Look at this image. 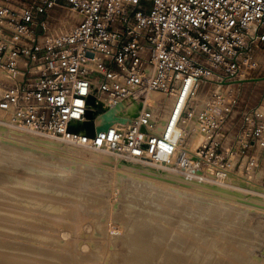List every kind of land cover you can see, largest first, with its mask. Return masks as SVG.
<instances>
[{"label": "built area", "instance_id": "obj_1", "mask_svg": "<svg viewBox=\"0 0 264 264\" xmlns=\"http://www.w3.org/2000/svg\"><path fill=\"white\" fill-rule=\"evenodd\" d=\"M259 48L264 0H0V111L31 133L223 181L235 156L264 151L260 113L239 105ZM110 111L119 119L97 131ZM193 117L206 139L191 152Z\"/></svg>", "mask_w": 264, "mask_h": 264}, {"label": "rangeland", "instance_id": "obj_2", "mask_svg": "<svg viewBox=\"0 0 264 264\" xmlns=\"http://www.w3.org/2000/svg\"><path fill=\"white\" fill-rule=\"evenodd\" d=\"M255 59L258 62V67L256 70L251 72V75L249 78H264V48L262 49L259 48L256 51ZM206 95H207L206 92H202L199 97L201 99H205ZM239 105L242 108L254 107L255 110H257V112L260 113V120L263 121L264 123V111H263L264 110V79L258 80L255 82L248 81L244 83L243 86L240 87ZM1 114L3 113L0 112V115ZM6 122H7V119H6ZM188 130L190 131V129ZM18 131H21V130H18ZM21 133H24V134L28 133V134L36 135V137L38 138L17 140L12 136L10 138L11 134H8L6 132L3 134H0L1 136L0 137V153H3V151H5V147L7 145L9 146L12 145L11 147L7 146L11 149L12 147H17V148H14V150L16 149V151L25 150V153L14 151L12 152L13 155L11 154L12 157H15L14 159L16 160L21 159L19 160L20 162L9 159V161L7 160L6 163L3 164L2 168L0 167V169L9 170L10 172H8V174H10L13 171V168L11 166L15 164L13 166L15 170L17 166L20 165L19 166L20 169L18 168L16 169L18 173L13 171L14 175L12 173L10 177V179H13L14 177H16L17 179L15 180L14 178V180H9L10 182L13 181L12 183H10L9 181L6 182V185H8L7 187H9V189L7 187H5L4 189L3 187H1L2 189L0 191L2 192H0V199H2V201L0 202H3V201L4 202L2 205L0 204V206H2L0 207V212L1 210H4L6 207L9 208L8 207L9 204L7 203H10V205H13L14 202L12 201L13 203H11L12 197L11 198L9 197L12 194L15 195L14 197L16 198L20 196V198L18 199L15 198L14 201L15 203H19L17 201H20L19 199H21L20 204H18L19 206L21 205L20 207L21 209H24L22 207L31 209L30 206H32V204H35L36 201L30 202L29 197L20 195V191L22 192L24 190L25 192H27L26 190L29 191L30 188H33V187H30V184L32 183L31 180H36V182H33V184L35 183L34 185L37 188V189H34L35 191L39 190L38 192H41V193L42 191H44L43 194L52 193L51 196H53L54 198H59L58 196L62 197L63 199L59 198L61 201H63V203L61 204L64 205V209H62L64 211H62L61 213L59 212L60 210H58L61 206L54 205L55 202H52V201L48 203L42 202L46 206H44L41 203H38L41 201H37L35 206L43 205L41 206V208L39 206L37 207L40 209L42 208L44 209L40 212L42 213V216L49 215V214H50L49 215L50 218L54 216L52 220H54L56 224V225L54 224L53 226L55 230L44 229L43 231L45 234L46 233L48 234L51 232V234H54V236L58 235L57 237H54V239H56L55 241L57 242L53 241L54 243L53 242L49 243V247L53 248L55 246V248H53V249H56L55 251L58 250L61 253L62 252H64V254L66 253L67 255L65 254V257H64V260L67 261L66 264L70 262L76 263V264H109V263L110 264H125L126 262H127L126 264H141L140 262H136V261L131 262L130 260H128L129 256L133 254L132 251H134L133 244L131 242L132 237L131 236L129 237L128 235H132V233L134 234L136 232L135 230L131 228L132 226L129 227V224L137 226V224L135 225V222L132 224L133 221H130V220L131 219L132 220L135 219V221H137L138 219L140 220L141 218L140 216L142 214H143L142 216H148L149 219H152L150 221H147V224L148 222L151 223V221L153 223H156V225L158 223L157 226L162 224L161 231L163 230V232H160V230L156 228H161V226L155 227L156 225L153 223H151L154 225L153 229H156V231L153 230L154 232L149 231V228L152 227L151 224L146 226L148 228V232L152 234V235L151 234L149 235V233L147 232V234L150 237L146 236V238H144L145 240L148 241L147 243H149V240L151 243V245L149 244L150 247L148 251L152 253L148 252L149 258L147 259V261L149 260V262H147V264L148 263L156 264V262H158L157 264H163V263L165 264L168 260L167 255L171 252L174 254V252L176 253L177 251H180L177 248V247H180V245L182 246L179 249H181V251L185 255L186 254L189 255V256L187 255L186 256L189 259L192 258L190 259V261L192 260L193 262L191 261V263H189L190 262L189 259H186V262H185L184 257L186 258V256H183L182 258L183 253L179 254V252H177L176 257H175L176 260L174 259V264H177V263L178 264H193V263L200 264V262L202 264V262L207 261V259L204 258L205 253H203L204 260L201 259V256H202L201 254L199 256L200 258L198 257V254L195 256L194 254H196L200 246H198L197 248L198 250H196V247L194 246H197V243H199L198 245H201V247L202 246L204 247L206 245L204 243H207V246H208L210 245L209 240L211 241V238H212V241L210 243L213 244V242L216 241V243L213 244L215 247L210 246L211 248H213V251L216 249L215 250L216 253H213L214 255L212 254V258L211 257L209 258L211 260H214L213 258H215L216 260L219 259L218 260L219 264H226V262L229 264V261H226L227 259L230 260L231 264L233 262L236 264H264V151L260 147L254 146L252 149L249 150V152H246L242 156L240 157L235 156L236 159H234L233 161V173L234 174L231 173L230 175L231 178H227L225 183H221V182H214V181L201 179L200 177L196 178L194 176H184V175H180L173 171H168V170L157 169L158 170L157 171L156 168L154 169L153 167L151 168L148 167L150 165H147L145 167L142 166L143 169L144 168L146 169L144 170L146 171L144 174L142 172L138 173V172H133L131 170L130 171L127 170L128 171L127 172L126 169L122 168L121 163H131V162L119 160L115 158L114 156L113 157L107 156L101 165H98V164L87 165L86 164L87 161L85 159L87 160L88 158L93 159L92 156H90L91 150L89 149L87 150L85 148L70 144V145L80 148L83 151V153H80L81 151L77 149H74L73 151L71 150L67 151L66 144H69V143L63 142L66 144L62 145L63 143L59 140L53 139L48 136L36 134L34 132L31 133V131L22 130ZM48 138L57 141L56 143L58 147L56 145L54 146L49 145L47 142H45V139H48ZM200 142L201 141H199V143L197 142L196 145H193V146L191 145V142H190L189 148L195 150L197 146L200 144ZM52 147L54 148V150ZM21 148L24 150H22ZM66 151L68 154H65ZM94 151H98V150H94ZM103 153H106V152H103ZM31 154H33L32 157H31ZM64 154L70 157L69 161H71V163L70 162L64 163L63 161H61L62 155ZM107 154H110V153H106V155ZM57 155H60V156L58 157ZM108 158H110V160ZM48 161L50 163H48ZM4 165H6V167ZM7 165H10V166H7ZM62 165L63 167H61ZM143 165H146V164H143ZM23 169L26 171V173L23 171ZM58 170H61V171H58ZM151 171L157 172L160 176L155 177L154 175H152V173L150 175L149 172ZM15 173L17 175H20L19 173H21V176H23L21 177L22 180L19 179L20 176L19 177L16 176ZM24 173L25 174L29 173L28 174L29 176L27 175L25 176ZM34 173L37 175H35ZM28 177L29 178L31 177L30 181ZM19 180H21L20 181L21 183L19 182ZM40 183L41 184L44 183L45 185L43 184L40 187ZM38 186L40 188H38ZM6 189L7 191H5ZM31 191L33 192V190H30V192ZM17 193L19 195L18 197L16 196ZM5 194L7 196H4ZM48 199L49 198H47V201ZM96 199L99 201H97ZM8 200H10V202H8ZM28 200L30 203L28 202ZM49 200H53V199L50 198ZM22 201H25V202H22ZM5 203L7 204L6 207L4 205ZM23 203L26 205L24 206ZM52 204L54 205V207ZM66 205L68 206L67 208H66ZM218 209L221 212L220 211L216 212V210ZM134 210L135 211L140 210V212H137L138 215L139 214L140 215L137 216V213L134 214ZM153 210L156 216L154 215ZM8 211L9 210L7 209V212L5 210L2 212L6 214L10 213L9 215H12V216L14 215L12 211L11 212H8ZM141 211L143 212L142 214H141ZM144 211L146 215L144 214ZM128 212L129 213L132 212V214H134L133 216H137V217L134 218L132 214L130 216ZM148 212L150 213L147 214ZM100 214H102L103 216ZM123 214L127 216H124ZM76 215H78L79 217L81 216L82 217L79 218L78 216L76 217ZM128 215L131 218L130 220L127 219ZM93 216L95 219L93 218ZM155 218L156 220L158 219L159 221L157 222L154 221ZM149 219L147 218V220ZM2 220H0V223ZM63 220H65L66 222H64ZM128 220L130 221L129 224H127L129 222ZM16 221H19V220L13 221L12 227L8 224L3 223L5 225L4 226L1 223L0 228H2L3 226L6 227V229L3 227L5 229L6 234L8 232L7 230L9 229V232H8L9 234L7 235L10 236V233H11V237H10L11 239H14L12 238V235L16 234L14 235L15 240H19V241L21 240L24 243H29V242L34 243L35 241H31V240L28 241L27 239L22 240V237H20V232H19L21 228H18L20 227L19 226L20 222L17 223ZM126 221H127L126 224L128 227H126V225L124 226V223ZM14 222L19 224L18 227H16L17 224L15 226ZM160 222L161 224H159ZM101 223H103L104 225ZM41 226L42 224L40 225V227ZM7 227H10L12 229L10 230V228H7ZM13 228L15 229L13 230ZM123 228H125L127 232H124L126 230ZM182 228L183 230H181ZM185 228L187 230L189 229V232H192L193 234L196 232L197 233L195 235L190 233L193 236H191L190 234L187 235L189 232H186ZM195 228H197L198 231H196ZM4 229H0V234L3 233ZM150 230L152 229L150 228ZM194 230L196 232H194ZM55 232L57 235H55ZM177 232L180 234L178 235ZM126 233H130V234L127 235ZM174 233L178 235V238L176 236L175 241H173L175 236L172 235ZM6 234L3 233L2 235L3 237L8 238L9 236L7 237ZM156 234L159 236H155ZM124 235L125 237L129 239L127 240V238H125ZM180 235H182V237L183 235L185 237L191 236L190 238H192L193 241L192 239L188 240V238H187L188 241L186 240V238L182 240L179 237ZM172 236H174V238ZM49 237H47L49 240L46 238L48 242L52 239V237L50 238ZM157 237L159 238V241H157L158 239ZM202 238H205L203 240H205L206 242L203 243ZM152 239L153 241L154 240L155 241L153 242ZM160 240H164V241H161L160 243ZM217 240L219 241L220 244L217 243L218 242ZM170 241L171 242L173 241L172 246L177 243V245H175L176 249L172 248ZM183 241H184V244L188 246H190V244H193L194 246L192 245L190 247L191 249L193 247L192 250H194L195 248L196 251L194 250L192 252L190 247L182 244ZM224 241L226 243H224ZM180 242L181 244H178ZM187 242L189 244H187ZM127 243L128 245H126ZM218 244H219V247H218ZM128 246L131 250L128 249ZM185 246L189 248L187 249V251L185 250L186 253L183 249L185 248ZM170 247L171 249H169ZM226 248L227 250H225ZM172 249L176 251H173ZM127 250L129 251V253ZM136 251H134V254ZM158 252H159V255H158ZM188 252L191 253V257H190V253ZM74 253L76 256L73 258ZM155 253L156 255L154 256L153 254ZM192 253L195 257L200 259V262H198L199 259L197 260V258L195 261L193 260L195 257L192 255ZM223 253L225 254V257ZM238 253H241V254H238ZM230 255H233V257H236L237 255L238 256L237 258H234V259L232 258L231 260ZM239 255H242L243 259ZM159 256L163 258H160ZM125 258H127V260H125ZM161 259H162V262H161ZM205 263L206 262H204L203 264Z\"/></svg>", "mask_w": 264, "mask_h": 264}, {"label": "bare ground", "instance_id": "obj_3", "mask_svg": "<svg viewBox=\"0 0 264 264\" xmlns=\"http://www.w3.org/2000/svg\"><path fill=\"white\" fill-rule=\"evenodd\" d=\"M161 94H159V93H152V94H150V96H149V101L150 102H153V103H155L156 105H157V107H160V103H159V100H160V98H161ZM197 101H196V105H195V109L197 110V109H199V107L201 106V104L205 101V99H201L200 97H198L197 99H196ZM99 105H100V103H99ZM135 105V104H134ZM134 105L133 104H131V102H126L125 104H124V106H126L128 109H131V110H133V111H136V108L134 107ZM171 105V102H170V104H169V106ZM136 106V105H135ZM264 111V110H263ZM1 112V111H0ZM6 114H1L0 115V134H3V133H8V134H11L10 135V138H11V136L12 137H14L15 139H32V138H38V137H36V135H32V134H28V133H21L22 132V130L23 129H20V128H18V127H14V126H12V125H8V123L6 122V116H5ZM7 123V124H6ZM21 130V131H18V130ZM187 129H190V131L192 132L193 131V133H192V135H191V139H190V141H188V143L186 144V147L191 151V152H194L195 150H193V149H191V148H189V143L191 142V145L193 146V145H196V143L198 142L199 143V141H201L200 142V144H203L204 143V141H205V139H206V137H205V134H204V132H203V130L201 129V127H199L198 125H197V121H196V117H193L190 121H189V123H188V126H187ZM24 132V131H23ZM1 137V136H0ZM13 139V138H12ZM42 140H44V139H42ZM12 141V140H11ZM15 141V140H14ZM23 142V141H22ZM28 142V141H27ZM26 142V143H27ZM45 142H47L49 145H56L57 146V141H55V140H52V139H45ZM63 143V142H62ZM64 144H66V143H63L62 145H64ZM199 144V145H200ZM198 145V146H199ZM7 146H9V145H7ZM5 147V151H3V153H0V154H2V155H0V167L2 168V166H3V164L4 163H6V161L8 160L9 161V159L10 160H16V159H14L15 157H12V152H24L25 153V150L24 149H22V150H24V151H16V149L14 150V148H17V147H12V149L11 148H9V147H11V146H9V147ZM66 148H67V151H69V150H71V151H73L74 149H77V150H79V151H81L80 153H83V151L80 149V148H78V147H75V146H73V145H70V144H66ZM197 146V147H198ZM49 147V146H48ZM58 147V146H57ZM53 148V147H52ZM64 148V147H63ZM51 149V148H50ZM62 149V148H61ZM53 150H54V148H53ZM63 150V149H62ZM67 151H66V153L65 154H68L67 153ZM63 152V151H62ZM65 152V151H64ZM91 152V155L90 156H92V158L93 159H89L88 158V160L87 159H85L87 162H86V164L87 165H89V164H93V165H96V164H98V165H101L102 164V162L104 161V159L107 157V156H112L113 157V155H110V154H107L106 155V153H103V152H101V151H94V150H91L90 151ZM30 153V152H29ZM28 153V154H29ZM12 154V155H11ZM60 154V153H59ZM62 155V159H61V161H63L64 163L65 162H70L71 163V161H69V159H70V157L69 156H67V155ZM77 154V153H76ZM16 155V154H15ZM14 155V156H15ZM18 155V154H17ZM22 155V154H21ZM20 155V156H21ZM61 155V154H60ZM60 155H57L58 157L60 156ZM84 155V154H83ZM20 156H18V157H20ZM33 156V154H31V157ZM85 156V155H84ZM105 156V157H104ZM17 157V156H16ZM22 157V156H21ZM69 157V158H68ZM73 157V156H72ZM61 158V157H60ZM68 158V159H67ZM78 158V157H77ZM80 158V157H79ZM18 159V158H17ZM75 159V158H74ZM109 160H110V158H108ZM113 159V158H112ZM19 160H21V159H19ZM19 160H16L17 162H20ZM37 160V159H36ZM51 160V159H50ZM81 160V159H80ZM84 160V161H85ZM15 161V162H16ZM47 161V160H46ZM77 161V160H76ZM39 162V161H38ZM45 162V161H44ZM62 162V163H63ZM109 162V161H108ZM46 163V162H45ZM48 163H50L49 161H48ZM23 164V163H22ZM61 164V163H60ZM85 164V163H84ZM85 164V165H86ZM12 165H13V163H12ZM15 165V164H14ZM13 165V166H14ZM29 165V164H28ZM35 165V164H34ZM86 165V166H87ZM121 165H122V168H124V169H126V171L127 170H131V171H133V172H142L143 174L146 172V171H144V170H146L145 168L143 169V167L142 166H147V165H143V164H140V163H121ZM5 167H6V165H4ZM7 166H10V165H7ZM13 166H11L12 168H13V171L14 172H17V168L18 169H20L19 168V166H17V168L14 170V167ZM46 166V165H45ZM48 166H50V165H48ZM67 166V165H66ZM82 166V165H81ZM10 167V168H11ZM32 167V166H31ZM57 167V166H56ZM61 167H63V165L61 166ZM72 167V166H71ZM148 167H152V166H148ZM4 168V167H3ZM8 168V167H7ZM68 168V167H67ZM85 168V167H84ZM154 168V167H153ZM22 169V168H21ZM30 169V168H29ZM123 169V170H124ZM155 169V168H154ZM32 170V169H31ZM141 170H143V171H141ZM157 170V169H156ZM13 171L10 173V174H8V172H10L9 170H4V169H0V190L2 189L1 187H3V189L5 188V187H7L8 185H6V182L7 181H9V180H14V178H15V180L17 179L16 177H14V176H12V177H14L13 179H10V177H11V175H12V173H13ZM23 171L26 173V171L23 169ZM58 171H61V170H58ZM66 171V170H65ZM73 171V170H72ZM125 171V172H126ZM158 171V170H157ZM168 171H173V172H175V173H177V174H180V175H184V176H190V175H187V174H184V173H180V172H178V171H174V169H169ZM20 172H22V171H20ZM28 172V171H27ZM128 172V171H127ZM18 173V172H17ZM24 173V174H25ZM51 173V172H50ZM151 173H152V175H154L155 177L157 176H160L157 172H155V171H151V172H149V174L151 175ZM20 175H17L16 173H15V175L16 176H20V178L19 179H21V177H23V176H21V173H19ZM29 173H27V174H25V176L27 175V176H29L28 175ZM35 174V173H34ZM232 174H234V173H232ZM13 175H14V173H13ZM35 175H37V174H35ZM47 175V174H46ZM66 175V174H65ZM48 176V175H47ZM55 176V175H54ZM73 176V175H72ZM149 176V175H148ZM37 177H39V176H37ZM49 177V176H48ZM150 177V176H149ZM194 177H196V178H201V179H205V180H209V181H214V182H221V183H225L226 182V180H227V178L225 179V180H223V181H219V180H216V179H213V178H211V177H206V176H203V175H200V176H194ZM160 178V177H159ZM229 178H231L230 176H229ZM25 179H27V178H25ZM28 179H29V181L31 180V177L29 178L28 177ZM40 179V178H39ZM22 180V179H21ZM21 180H19V182L21 181ZM75 180V179H74ZM152 180V179H151ZM231 180V179H230ZM28 181V180H27ZM26 181V182H27ZM32 181V183L30 184V187H33V188H30L29 189V191L28 190H26V188H25V190L27 191V192H25L24 190L21 192L20 191V195L22 196H25V197H29V199H30V202L32 201V202H34V201H36L35 202V204L37 203V201H41V202H38V203H41V204H43L42 202H45V203H48V202H50V201H52V202H55L54 203V205H60L59 207V209L58 210H60L59 212L61 213L62 211H64V210H62V209H64V205L63 204H61V203H63V201H61L60 199L62 198V197H60V196H58L59 198H54L53 196H51L52 195V193L51 194H43V192L44 191H42V193L41 192H38V191H35L34 189H37L36 188V186L33 184V182H36V180H31ZM41 181H42V179H41ZM10 182V181H9ZM13 181H11L10 183H12ZM16 182V181H15ZM19 182H17V183H19ZM23 182V181H22ZM25 182V183H26ZM37 182H39V181H37ZM44 182V181H43ZM53 182V181H52ZM92 182V181H91ZM21 183V182H20ZM54 183V182H53ZM8 184V183H7ZM28 184V185H29ZM44 184V183H43ZM43 184H41L40 183V187H41V185H43ZM14 185V184H13ZM36 185H37V183H36ZM45 185V184H44ZM47 185V184H46ZM48 185H50V184H48ZM59 185H61V184H59ZM139 185V184H138ZM10 186V185H9ZM16 187V186H15ZM14 187V188H15ZM26 187V186H25ZM35 187V188H34ZM39 186H38V188H40ZM45 187V186H44ZM8 189H9V187H7ZM17 188V187H16ZM21 188V187H20ZM23 188V187H22ZM56 188V187H55ZM62 188V187H61ZM217 188V187H216ZM12 189V188H11ZM28 189V188H27ZM57 189V188H56ZM21 190V189H20ZM30 190H33V192L31 191L30 192ZM48 190V189H47ZM62 190V189H61ZM224 190V189H223ZM4 191V190H3ZM5 191H7V189L5 190ZM12 191V190H11ZM14 191H16V190H14ZM143 191V190H142ZM222 191V190H221ZM0 192H2V191H0ZM9 192V191H8ZM73 192V191H72ZM93 193H94V191H93ZM100 193V192H99ZM3 194V193H2ZM7 194V193H6ZM4 195V196H7V195ZM56 194V193H55ZM98 194V193H97ZM9 195V194H8ZM13 195V194H12ZM10 195L9 197L12 199L11 200V203H13V205H10V203H7V204H9L8 205V207L9 208H7L6 206H7V204L5 203L4 205H5V211L7 212V209L9 210L8 212H11L12 211V213H14V215L12 216V215H9L10 213H3L2 211H4V210H1V212L3 213H1L0 212V220H2L1 221V223H2V225H4L3 223H5V224H8V225H10L11 227H12V223H13V221H15V220H19V221H16L17 223H19V224H17V223H15V226H16V224H17V226L16 227H18V225L20 226V227H18V228H21L20 229V237H22V240L23 239H27L28 241L29 240H31V241H35L34 243L32 242V243H24V242H22L21 240L19 241V240H15V236L14 235H16V234H14V235H12V238H14V239H11L10 237H11V233H10V236L9 235H7V234H9L8 232H9V229L7 230L8 232H7V234L5 233V229H6V227H2V228H0V229H4V231H3V233L4 234H6V236L8 237V238H5V237H3V233H1L0 235L2 236H0V264H66V262L67 261H65L64 260V257H65V254H64V252H60V251H55L56 249H53V248H55V246L53 247V248H51V247H49V243H51V242H53V241H55L56 239H54V237H57L58 235L56 234V232H55V235H57V236H54V234H51V232L50 233H44V229H51V230H55L54 229V224H55V222H54V220H52L53 218H54V216L53 217H51L50 218V214L49 215H45V216H42V213H40L42 210H44L43 208L42 209H40L41 208V206H46L45 204H43V205H38L40 208H37L38 206L36 205L35 206V204H32V206H33V208H32V206H30V208L31 209H28V208H26V207H22V208H24V209H21L20 207H21V205L19 206L18 204H20V202H21V199H19L20 201H17V202H19V203H15V201H14V199L16 198V197H14L15 195ZM76 195H77V193H76ZM17 197L19 196L18 195V193H17V195H16ZM1 197H2V195H1ZM95 197V196H94ZM97 197V196H96ZM141 197V196H140ZM144 197V196H143ZM8 198V197H7ZM18 198H20V196L18 197ZM18 198H16V199H18ZM47 198H52L53 200H49L48 199V201H47ZM145 198V197H144ZM9 199V198H8ZM23 199V198H22ZM55 199V200H54ZM63 199V198H62ZM100 199V198H99ZM73 200H74V198H73ZM80 200H82V199H80ZM97 200V199H96ZM0 201H2V199H0ZM13 201V202H12ZM68 201H69V199H68ZM97 201H99V200H97ZM96 201V202H97ZM102 201V200H101ZM100 201V202H101ZM4 202V201H3ZM3 202H0V204L2 205L3 204ZM8 202H10V200H8ZM22 202H25V201H22ZM28 202H29V200H28ZM29 202V203H30ZM51 202V203H52ZM58 202V203H57ZM80 202V201H79ZM68 203V202H67ZM71 203V202H70ZM78 203V202H77ZM82 203V202H81ZM24 204V203H23ZM86 204V203H85ZM26 204H24V206H25ZM53 205V204H52ZM52 205H50V206H52ZM54 205H53V207H54ZM48 206V205H47ZM75 206V205H74ZM80 206V205H79ZM82 206V205H81ZM216 206V205H215ZM214 206V207H215ZM0 207H2V206H0ZM12 207V208H11ZM52 207V208H53ZM68 206L66 205V208H67ZM77 207V206H76ZM92 208V207H91ZM217 208V207H216ZM2 209V208H1ZM26 209V210H25ZM57 209V208H56ZM144 209V208H143ZM158 209V208H157ZM221 209V208H220ZM53 210V209H52ZM67 210V209H66ZM93 210H95V209H93ZM93 210H91V211H93ZM47 211V210H46ZM103 211V210H102ZM130 211V210H129ZM217 211H220L219 209L218 210H216V212ZM54 212V211H53ZM137 212H140V210H138V211H135L134 210V214L135 213H137ZM153 212H154V210H153ZM215 212V213H216ZM221 212V211H220ZM219 212V213H220ZM45 213H47V212H45ZM49 213V212H48ZM57 213V212H56ZM55 213V214H56ZM67 213V212H66ZM98 213V212H97ZM129 213V212H128ZM143 212L141 211V214H142ZM150 212H148L147 214H149ZM152 213V212H151ZM159 213V212H158ZM40 214V215H39ZM131 214H132V212L131 213H129V215L131 216ZM134 214H132V216L134 215ZM144 214L146 215V213H145V211H144ZM160 214V213H159ZM158 214V215H159ZM79 215V214H78ZM78 215H76V217L78 216ZM82 215V214H81ZM97 215V214H96ZM100 215H102V214H100ZM124 215V214H123ZM129 215H128V217H127V219H131L130 217H129ZM140 215V214H139ZM138 215V213H137V216H139ZM143 215V214H142ZM140 216L141 218H140V220L138 219L137 221H135V219L134 220H130V221H133L132 222V224L135 222V225L137 224V226H134V225H130L129 223H130V221L127 223V221L124 223V226L126 225V227H128L127 226V224H129V227L130 226H132L131 228L133 229V230H135L134 232V234L132 233V235H128V234H130V233H126L129 237L131 236L132 238V244H133V250L134 251H136L135 252V254H134V251H132V255L131 256H129V259L128 260H130L131 262H140L141 264H147V262H149V260L147 261V259L149 258L148 257V250H149V244L151 245V243H150V240H149V243H147L148 241L147 240H145L144 238H146V236H148V237H150L149 235L151 234L150 232H148V228L146 227L147 225H149V224H151V223H153L152 221H151V223L150 222H148V224H147V221H150V220H152V219H149V217L148 216ZM154 215H155V212H154ZM220 215V214H219ZM52 216V215H51ZM75 216V215H74ZM103 216V215H102ZM124 216H127V215H124ZM137 216H133L134 218H136ZM150 216V215H149ZM156 216V215H155ZM56 217H58V216H56ZM72 217V216H71ZM79 217V216H78ZM82 217V216H81ZM81 217H79V218H81ZM95 217H97V216H95ZM121 217H123V216H121ZM149 219V220H147V218ZM69 218H70V216H69ZM93 218H94V216H93ZM99 218V217H98ZM103 218V217H102ZM157 218V217H156ZM156 218L154 219V221H159L158 219L156 220ZM66 219V218H65ZM74 219H76V218H74ZM92 219V218H91ZM95 219V218H94ZM97 219V218H96ZM59 220V219H58ZM62 220V219H61ZM98 220V219H97ZM121 220V219H120ZM64 222H66L65 220H63ZM75 221V220H74ZM119 221V220H118ZM125 221V220H124ZM123 221V222H124ZM61 222V221H60ZM96 222H98V221H96ZM122 222V221H121ZM1 223H0V225H1ZM127 223V224H126ZM42 224V226L40 227V225ZM101 224H103V223H101ZM153 224H155L156 225V223H153ZM153 224H151L152 225V227H150L152 230H150V228H149V231H153V230H155L156 231V229H158V230H160V232H163V230L161 231V229H162V224H161V222L159 223V224H161V225H159V226H157L158 225V223H157V225L155 226V227H160L161 226V228H156V229H153ZM56 225V224H55ZM100 225V224H99ZM104 225V224H103ZM102 226V225H101ZM118 226V225H117ZM165 226V225H164ZM7 228H10V227H7ZM58 228V227H57ZM100 228V227H99ZM103 228V227H102ZM119 228V227H118ZM166 228V227H165ZM184 228V227H183ZM183 228L181 229V230H183ZM12 228H10V230H11ZM15 228H13V230H14ZM42 229V230H41ZM62 229V228H61ZM121 229V228H120ZM123 229H125V228H123ZM128 229V228H127ZM17 230V229H16ZM19 230V229H18ZM102 230V229H101ZM104 230V229H103ZM126 230V229H125ZM131 230V229H130ZM157 230V231H158ZM166 230V229H165ZM185 230H186V232H189V229L187 230L186 228H185ZM191 230V229H190ZM195 230L196 231H198V229L197 228H195ZM194 230V232H196ZM1 232H2V230H1ZM13 232V231H12ZM19 232H18V234H19ZM47 232V231H46ZM117 232V231H116ZM119 232V231H118ZM123 232V231H122ZM124 232H127V230L126 231H124ZM129 232V231H128ZM147 232L149 233V235L147 234ZM154 232V231H153ZM152 232V233H153ZM14 233H15V231H14ZM61 233V232H60ZM178 233V232H177ZM190 233H192V232H189L187 235H189ZM197 233V232H196ZM196 233H192L193 235H195ZM207 233V232H206ZM210 233V232H209ZM13 234V233H12ZM122 234V233H121ZM125 234V233H124ZM154 234V233H153ZM158 234V233H157ZM155 235V236H159V235ZM161 234H163V233H161ZM160 234V235H161ZM165 234V233H164ZM167 234V233H166ZM180 233H178V235H179ZM183 234V233H182ZM192 234H190L191 236H193ZM211 234V233H210ZM117 235V234H116ZM152 235V234H151ZM172 235H174L175 236V238H174V236H172L174 239H173V241H175L176 240V236H177V238H178V235L177 234H172ZM185 235V234H184ZM183 235V237H182V235H180L179 237H180V239H185L186 238V240H187V238H188V240H191L192 238H190V237H185ZM212 235V234H211ZM17 236H19V235H17ZM52 237V239L48 242V238L47 237ZM121 236V235H120ZM162 236V235H161ZM167 236V235H166ZM49 237V238H50ZM124 237H125V235H124ZM152 237V236H151ZM154 237V236H153ZM182 237V238H181ZM210 237H212V236H210ZM214 237H215V235H214ZM46 238L48 239V240H46ZM60 238V237H59ZM125 238H127V237H125ZM158 238V237H157ZM160 238H162V237H160ZM163 238H165V237H163ZM168 238V237H167ZM190 238V239H189ZM206 238H207V236H206ZM129 238H127V240H128ZM148 239V238H147ZM149 239H151V238H149ZM170 239H172V238H170ZM203 239H205V238H202V240ZM210 239V238H209ZM216 239V238H215ZM225 239V238H224ZM187 240V241H188ZM207 240V239H206ZM220 240V239H219ZM223 240V239H222ZM124 241V240H123ZM152 241H153V239H152ZM155 241V240H154ZM153 241V242H154ZM157 241H159V238L157 239ZM161 241H164V240H160V243H161ZM169 241V240H168ZM172 241V242H173ZM181 241V240H180ZM185 241V240H184ZM184 241H183V243L182 244H184ZM192 241H193V239H192ZM192 241H190V242H192ZM211 241H212V238H211ZM210 240H209V244L210 245H208L207 246V243H204V242H206L205 240H203V243L204 244H206L204 247L202 246L201 247V245H198L199 243H197V246H194L193 244H190V246H194V247H196V250H198L197 248H198V246H200L199 247V250L196 252V254H194L195 256L198 254V257L200 256V254L202 255L201 256V259L202 260H204V258H206L207 259V261H204V262H206L205 264H219L218 263V257H217V259L218 260H216L215 258H213L214 260H211L209 257H211L212 258V254L213 253H216V249L213 251V248H211V247H213L214 245V243H216V241L215 242H213V244L212 243H210L211 242ZM214 241V240H213ZM218 241V240H217ZM221 241V240H220ZM230 241V240H229ZM55 242H57V241H55ZM126 242V241H125ZM166 242V241H165ZM171 242V241H170ZM172 242H171V246H172ZM178 242V241H177ZM228 242V241H227ZM54 243V242H53ZM186 243V242H185ZM202 243V244H203ZM217 243H219V241L217 242ZM224 243H226L225 241H224ZM20 244V245H19ZM56 244V243H55ZM59 244V243H58ZM168 244V243H167ZM170 244V243H169ZM178 244H181V242L180 243H178ZM187 244H189L188 242H187ZM212 244V245H211ZM220 244V243H219ZM219 244H218V247H219ZM233 244H234V242H233ZM51 245V244H50ZM126 245H128V243L126 244ZM154 245V244H153ZM158 245V244H157ZM159 245H161V244H159ZM175 245H177V243L176 244H174L173 246H172V248H175L176 249V247H175ZM184 245H186V244H184ZM183 245V246H184ZM222 245V244H221ZM227 245V244H226ZM64 246V245H63ZM63 246H61V247H63ZM71 246V245H70ZM156 246V245H155ZM166 246V245H165ZM182 245H180V247H181ZM186 246H188V245H186ZM185 246V248H183L184 249V251L186 250L187 251V249H189V248H187ZM190 246H188V247H190ZM211 246V247H210ZM216 246H217V244H216ZM159 247V246H158ZM161 247V246H160ZM164 247V246H163ZM180 247H177L178 248V250H180L181 251V249H179ZM215 247V246H214ZM217 247V248H218ZM220 247H222V246H220ZM224 247H225V245H224ZM73 248V247H72ZM168 248V247H167ZM128 249H130L129 248V246H128ZM169 249H171V247L169 248ZM190 249H191V247H190ZM192 249H193V247H192ZM191 249V250H192ZM235 249V248H234ZM65 250V249H64ZM75 250V249H74ZM73 250V251H74ZM131 250V249H130ZM157 250V249H156ZM156 250H154V251H156ZM167 250V249H166ZM173 251H176V250H174V249H172ZM194 250H195V248H194ZM194 250H192V252L194 251ZM195 250V251H196ZM225 250H227V248L225 249ZM232 250V249H231ZM55 251V252H54ZM128 251V250H127ZM152 251V250H151ZM180 251H177V252H179V254L180 253H183L182 251L180 252ZM186 251H185V253H186ZM189 251V250H188ZM237 251V250H236ZM29 252H31V253H29ZM67 252V251H66ZM131 252V251H130ZM164 252V251H163ZM177 252L175 253L174 252V254L171 252V253H169L168 255H167V257H168V260H167V262L165 263V264H174V259L176 260V254H177ZM222 252H224V251H222ZM227 252V251H226ZM232 252V251H231ZM68 253V252H67ZM69 253H71V252H69ZM128 253H129V251H128ZM149 253H152V252H149ZM162 253V252H161ZM188 253H190V252H188ZM203 253H205L204 254V258H203ZM73 254V253H72ZM131 254V253H130ZM163 254V253H162ZM167 254V253H166ZM178 254V255H179ZM224 254V253H223ZM227 254V253H226ZM230 254V253H229ZM236 254V253H235ZM234 254V255H235ZM238 254H241V253H238ZM67 255V254H66ZM125 255V254H124ZM154 256L156 255V253L155 254H153ZM158 255H159V252H158ZM182 255V254H181ZM187 255V254H186ZM184 253H183V255H182V258H183V256H186ZM192 255H193V253H192ZM193 255V256H194ZM214 255V254H213ZM228 255V254H227ZM72 256V255H71ZM71 256H70V258H71ZM76 255H75V253H74V256H73V258L75 257ZM126 256V255H125ZM150 256V255H149ZM153 256V257H154ZM163 256V255H162ZM187 256H189V255H187ZM186 256V258L184 257V259H185V262H186V259H189L188 257ZM194 256V257H195ZM209 258V260H210V262H209V260H208V258ZM222 256V255H221ZM229 256V255H228ZM231 256V260H232V258L234 259V258H237V256L236 257H233V255H230ZM239 256H241L242 257V255H239ZM153 257H151V258H153ZM160 258H163V257H161V256H159ZM178 257V256H177ZM190 257H191V253H190ZM224 257H225V254H224ZM227 257V256H226ZM150 258V259H151ZM155 258V257H154ZM160 258H159V260H160ZM196 258L197 257H195L193 260L195 261L196 260ZM200 258V257H199ZM199 258H197V260L199 259ZM229 258V257H228ZM239 258V257H238ZM183 259V260H184ZM190 259H192V258H190ZM190 259H189V261H190ZM205 259V260H206ZM241 259V258H240ZM242 259H243V257H242ZM125 260H127V258H125ZM153 260V259H152ZM158 260V261H159ZM201 260V261H202ZM225 260H226V258H225ZM236 260V259H235ZM154 261V260H153ZM178 261V260H177ZM192 261V260H191ZM191 261L189 262V263H191ZM224 261V260H223ZM226 261H229V264H231L230 263V260H226ZM76 262V261H75ZM124 262V261H123ZM160 262V261H159ZM161 262H162V259H161ZM193 262V261H192ZM197 262V261H196ZM198 262H200V259L198 260ZM204 262H202V264L204 263ZM237 262V261H236ZM242 262V261H241ZM71 264H76V263H72V262H70ZM70 263H68V264H70ZM83 263V262H82ZM86 263V262H85ZM127 263V262H126ZM125 263V264H126ZM152 263H154V262H152ZM158 262H156V264H157ZM182 263H184V262H182ZM221 263V262H220ZM238 263V262H237ZM239 263H240V261H239ZM110 264V263H109ZM149 264V263H148ZM164 264V263H163ZM178 264V263H177ZM194 264V263H193ZM196 264H198V263H196ZM200 264H201V262H200ZM226 264H228L227 262H226ZM232 264H236V263H232Z\"/></svg>", "mask_w": 264, "mask_h": 264}, {"label": "water", "instance_id": "obj_4", "mask_svg": "<svg viewBox=\"0 0 264 264\" xmlns=\"http://www.w3.org/2000/svg\"><path fill=\"white\" fill-rule=\"evenodd\" d=\"M262 79H264V78H251V79H248V80H239V81L240 82H245V81H258V80H262ZM86 116H87V118H91L93 116V112L91 110H89V112L87 111ZM103 117H104L103 118V122H102V124L100 126H98L97 131H102V130L108 129V127L110 126V124L113 121L119 119L115 115L114 111H110V112L104 114ZM121 121L124 122L125 120L124 119H121ZM82 127L84 129H86V131H87L88 134L94 133L95 127H94V124L91 121H89V120L85 121L82 124Z\"/></svg>", "mask_w": 264, "mask_h": 264}]
</instances>
